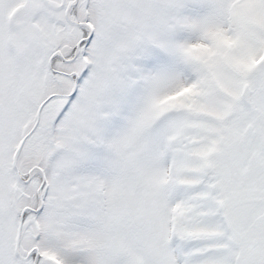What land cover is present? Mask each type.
Here are the masks:
<instances>
[{"label":"snow or ice","instance_id":"snow-or-ice-1","mask_svg":"<svg viewBox=\"0 0 264 264\" xmlns=\"http://www.w3.org/2000/svg\"><path fill=\"white\" fill-rule=\"evenodd\" d=\"M0 264H264V0H0Z\"/></svg>","mask_w":264,"mask_h":264}]
</instances>
